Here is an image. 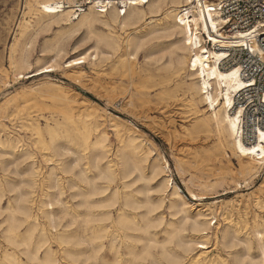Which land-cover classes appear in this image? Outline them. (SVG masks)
I'll return each instance as SVG.
<instances>
[{"label":"bare ground","instance_id":"6f19581e","mask_svg":"<svg viewBox=\"0 0 264 264\" xmlns=\"http://www.w3.org/2000/svg\"><path fill=\"white\" fill-rule=\"evenodd\" d=\"M69 2L27 0L22 5L21 17L23 12L31 13L42 30L56 26L58 30L71 32L85 27L90 33L96 31V23L100 24L106 32L96 34L95 58L100 41L112 54L136 49L137 40L143 36L134 35L121 41L115 30L137 29L134 26L146 17L161 16L163 29L175 36V41L171 42V58L164 76L151 80L146 87L135 84V91L139 94L136 98L138 105L147 102L144 95L150 94L149 88L157 87V96L162 97L174 85V89H181L189 96L199 125L206 130H214L219 138L230 144L232 152L240 159L242 171L255 172L259 168L264 162V139H261L264 128L255 131L251 142L243 140L241 107L234 105L233 96L244 88L245 81L240 76L237 64L223 65V59L236 52L238 47L247 43L256 46L251 38L255 30L228 33L221 29L224 23L218 10L221 0L214 4L213 0H143V3L129 0L124 3L121 12L114 5L104 11L89 6L77 15L71 13ZM24 20L25 23L19 21L16 27L17 30L20 26V37L29 26L28 20ZM61 50L57 48L54 58H51L53 61ZM88 56L85 52L78 53L66 61L65 66L73 70ZM10 58L17 71L16 78L24 77L20 70L29 65L27 56L22 55L20 61L14 60L13 54ZM44 69L53 71L55 64L41 67V72H51ZM182 73L184 75L181 77ZM185 76L188 81L183 79ZM95 91L107 101L112 99L99 80ZM121 102L122 105L131 104L132 96H123ZM200 104L206 106L208 114L201 111ZM148 110L146 108L141 112L147 113ZM64 115L63 120L74 124V127L65 128V144L57 142L61 133L58 128L63 120L46 121L44 128L48 138L42 137L37 126L32 127L38 136L33 144L39 151H50L48 154L41 152L44 161L48 162V170L40 178L37 177L40 167L35 164L33 151L20 136L11 138L7 128L1 129L5 136H0V153L18 155L20 159L31 158L26 164L29 175L25 181L30 182L32 188L38 184L41 197L36 202L32 188L23 192L18 182L9 180L4 174L3 180L10 186L6 189L0 178V215H4L0 220L4 241L0 242L4 246L0 245V264H173L183 259L184 264H264V223L257 222L255 213L253 225L243 237L239 235L237 222H233L225 211L219 214L220 218L214 214L207 218L206 214L199 212L198 215L203 214L204 218H195L190 225L191 231L198 233V236H184L185 221L164 222L161 214L154 213L152 204L138 197L141 189L131 188L137 180L136 177L130 179L134 171L138 172V177L154 179L168 168L167 163L157 157L149 161V150L137 140V136L129 132L123 136L117 129L115 133L119 144L113 154L105 143L104 132L92 139L90 129L85 128V121H80L82 124L78 126L70 115ZM28 123L21 124V127H27ZM214 153L218 157V145ZM70 154L73 155L72 159L69 158ZM103 159L104 162H101ZM142 162L147 163V174ZM92 168L97 172H91ZM57 170L61 171V187L52 195L49 189L59 186L54 178ZM98 178L102 182L96 181ZM52 180L53 185L49 183ZM168 187L169 207L177 204V198L185 204L181 188L169 182V179L162 178L154 186L161 192ZM7 192L15 194L6 198V203L2 205ZM66 192L67 198L60 199V195ZM72 200L74 203L70 204ZM55 203L61 205L59 210L53 207ZM21 226L23 231L20 230ZM157 228H160L161 236ZM208 239L214 242L216 253L206 250ZM174 240L177 241L176 248L170 246ZM218 243L226 248L224 254L221 253L223 248H217ZM238 244L243 245V250L237 248ZM156 247H159L158 251H154ZM177 247H182V250ZM13 248L26 260L11 250ZM253 248L257 250V257L253 254Z\"/></svg>","mask_w":264,"mask_h":264},{"label":"rangeland","instance_id":"374dc122","mask_svg":"<svg viewBox=\"0 0 264 264\" xmlns=\"http://www.w3.org/2000/svg\"><path fill=\"white\" fill-rule=\"evenodd\" d=\"M26 1L16 0L5 26L7 37L0 46V136H5L1 131L5 127L11 138L17 135L21 137L33 151L35 164L40 167L38 178L45 175L48 170L46 165L48 162L44 161L45 157H42L41 152L48 154L50 151H39L33 144L38 136L32 127L37 126L42 132V137L48 138L44 128L46 121L51 122L52 119L61 121L66 116L64 114H68L78 126L82 124L80 121L86 122L85 128L90 129L92 139L104 132L105 143L113 154L119 144L115 133L117 129L123 136L127 132L136 135L137 140L149 150L148 160L157 157L167 163L168 168L154 179L138 177V172L134 171L130 179L136 177L137 180L131 188L141 189L142 192L137 193L138 197L152 204L154 213L161 214L164 222L185 221V229L182 231L184 236L192 238L198 236V233L191 231L190 225L193 219L204 218L203 214L198 215L199 212L206 214L207 218L213 214L220 218L219 214L222 211L227 212L231 220L237 222L241 237L251 229L254 213L257 222L264 223V162L255 172L242 171L239 166L240 159L232 152L230 144L219 138L214 130H206L199 125L189 96L181 89H174V85H171L168 94L162 97L157 96L159 91L157 87L149 88L150 94L144 95L147 102L141 105L137 103L136 98L139 94L135 91V84L146 87L151 80L164 76L171 58V45L175 41V36L163 29L161 16L146 17L134 26L137 29L115 30L121 41L134 35L143 36L137 40L136 49L131 48L126 52L112 54L100 41L96 49L97 55L93 58L96 34L106 32L104 27L96 23V31L90 33L85 27L71 32L58 30L56 26L42 30L35 23V16L31 13L23 12L21 17L22 5L26 4ZM209 2L207 3L210 4ZM215 2L218 0H213V4ZM26 10L27 8L24 9ZM24 19L28 20L29 26L26 33L20 37L18 34L20 26L17 30L16 27L19 21L25 23ZM57 48L62 50L53 61L51 58L52 56L54 58ZM81 52L89 55L85 62L76 65L73 70L65 66L66 61ZM12 54L14 60L20 61L22 55L28 58L29 65L20 70L25 75L22 78L15 76L17 71L11 64ZM49 64H55V69L51 72H41V67ZM183 75L182 73L181 77ZM183 79L188 81L187 76ZM97 80L111 94L110 101L95 91ZM128 94L132 96V103L122 105L123 96ZM146 108L149 110L148 116L145 117L147 113L141 110ZM200 109L206 112L205 105L200 104ZM29 121L31 123H28ZM23 123H28V126L21 127ZM68 123L69 121L63 120L58 128L61 131L57 137L58 143L67 142L64 136L65 128L74 127V124ZM217 145L219 155L215 157ZM17 157L18 155L10 153H0V178L3 180L5 174L9 180L18 182L21 191L25 192L32 188V184L25 181L29 175L26 164L31 158ZM72 157L70 154L69 158ZM101 162H104V159ZM142 165L147 174V163L142 162ZM91 172L97 171L92 168ZM56 173L54 178L59 186L55 185L49 189L52 195L61 187V171L57 170ZM162 178L169 179V182L181 188L185 204L175 197L177 204L169 207V187L165 192L154 188L156 182ZM3 181L4 187L9 189L10 186ZM96 181L102 182L100 178ZM49 183L53 185L54 181ZM32 190H34L32 196L38 202L41 197L39 185L33 186ZM67 193L60 195L59 198L66 199ZM13 194L15 193L7 192L1 204L4 205ZM73 201H70V204H73ZM60 206L56 203L53 205L57 210ZM3 216L0 215V220ZM23 229L21 226L20 230ZM157 231L161 236L160 228H157ZM0 242H4L1 231ZM176 242L174 240L170 246L176 248ZM217 248L221 250L223 247L218 243ZM237 248L243 250V245L238 244ZM177 249L181 251L182 247ZM11 250L26 260L17 249ZM158 250L159 247L154 249ZM206 250L208 253H216L212 239L207 240ZM225 250L226 248H223L221 253L224 254ZM253 254L257 257L255 248ZM184 262L185 259L173 264Z\"/></svg>","mask_w":264,"mask_h":264},{"label":"built area","instance_id":"2783aa9c","mask_svg":"<svg viewBox=\"0 0 264 264\" xmlns=\"http://www.w3.org/2000/svg\"><path fill=\"white\" fill-rule=\"evenodd\" d=\"M129 0H70L68 7L74 15L89 6L104 11L116 6L121 12ZM61 8V2H60ZM219 16L224 20L221 29L230 33L236 30H255L251 36L256 46L244 44L223 59V65L237 64L245 86L234 96V105L241 107V135L251 142L258 128H264V0H221ZM206 39V45L209 41ZM221 64V66H223Z\"/></svg>","mask_w":264,"mask_h":264},{"label":"crops","instance_id":"0c3cea01","mask_svg":"<svg viewBox=\"0 0 264 264\" xmlns=\"http://www.w3.org/2000/svg\"><path fill=\"white\" fill-rule=\"evenodd\" d=\"M16 4V0H0V46L7 37L6 24L11 16V11Z\"/></svg>","mask_w":264,"mask_h":264},{"label":"snow or ice","instance_id":"6c2138e0","mask_svg":"<svg viewBox=\"0 0 264 264\" xmlns=\"http://www.w3.org/2000/svg\"><path fill=\"white\" fill-rule=\"evenodd\" d=\"M141 3H143V0H140ZM51 11V9H49ZM213 31L215 30L214 26H213ZM81 61H75V63H80ZM44 71H52V69H44ZM238 71V70H237ZM261 139H264V133H261ZM255 151V150H253Z\"/></svg>","mask_w":264,"mask_h":264}]
</instances>
